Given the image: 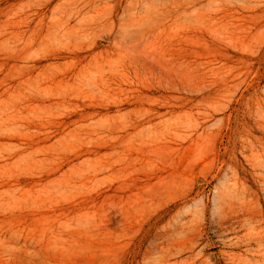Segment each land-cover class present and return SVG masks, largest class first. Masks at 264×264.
Wrapping results in <instances>:
<instances>
[{
    "label": "rangeland",
    "instance_id": "rangeland-1",
    "mask_svg": "<svg viewBox=\"0 0 264 264\" xmlns=\"http://www.w3.org/2000/svg\"><path fill=\"white\" fill-rule=\"evenodd\" d=\"M0 264H264V0H0Z\"/></svg>",
    "mask_w": 264,
    "mask_h": 264
},
{
    "label": "bare ground",
    "instance_id": "bare-ground-1",
    "mask_svg": "<svg viewBox=\"0 0 264 264\" xmlns=\"http://www.w3.org/2000/svg\"><path fill=\"white\" fill-rule=\"evenodd\" d=\"M168 1H169V0H168ZM217 2H218V1H217ZM212 8H213V7H212ZM188 13H189V12H188ZM191 14H192V13H191ZM191 14H190V15H191Z\"/></svg>",
    "mask_w": 264,
    "mask_h": 264
}]
</instances>
